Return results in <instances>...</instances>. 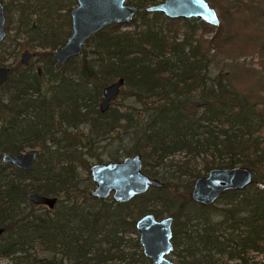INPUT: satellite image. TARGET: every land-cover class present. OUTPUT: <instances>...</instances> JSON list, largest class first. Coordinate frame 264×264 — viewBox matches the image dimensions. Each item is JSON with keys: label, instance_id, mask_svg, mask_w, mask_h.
I'll return each mask as SVG.
<instances>
[{"label": "trees", "instance_id": "1", "mask_svg": "<svg viewBox=\"0 0 264 264\" xmlns=\"http://www.w3.org/2000/svg\"><path fill=\"white\" fill-rule=\"evenodd\" d=\"M4 1L6 30L14 38L5 37L1 54L25 48L38 59L9 67L0 86L3 264H152L138 239L128 235L145 213L173 217L171 254L177 264H258L255 254L264 256V98L257 95L264 81L246 63L218 72L212 66L215 39L228 46L248 22L220 37V26L140 10L132 28L107 25L60 67L51 52L71 32L74 0H6L15 15ZM236 7L237 14L252 15L250 8ZM255 9L264 18V10ZM253 37H241L239 54L257 45L264 50V42L256 44ZM4 61L0 57V65ZM119 77L120 95L137 106L110 105L100 112L103 87ZM32 148L38 155L30 171L1 160L3 153ZM105 153L109 161L139 153L143 172L164 187L126 203L90 196L93 184L82 171L92 159L102 162ZM234 166L254 174L248 187L224 192L214 205L191 199L197 177ZM182 177L188 181L173 183ZM29 192L56 196L59 204L53 211L36 205L26 198Z\"/></svg>", "mask_w": 264, "mask_h": 264}, {"label": "water", "instance_id": "2", "mask_svg": "<svg viewBox=\"0 0 264 264\" xmlns=\"http://www.w3.org/2000/svg\"><path fill=\"white\" fill-rule=\"evenodd\" d=\"M130 1L75 0L76 5L69 12L71 33L51 52L57 65L64 66L68 59L80 55L85 41L107 25L113 23L128 25L138 10L136 6L128 3ZM142 10L145 13H161L171 19L193 18L216 27L220 24L216 10L206 0H163L147 5ZM5 37V14L0 0V45ZM20 56V62L28 65L30 59L35 56V52L25 49ZM9 73V67L0 66V86L7 81ZM123 85L124 79L119 77L103 87L99 102L100 112L108 110ZM37 155L38 150L32 148L18 154L3 153L1 160L30 171ZM142 164L139 153L125 156L117 161L90 164L88 172L94 183L90 196L98 199L111 197L116 202L125 203L150 189H162L164 182L143 172ZM253 178L254 174L247 167H215L206 175L199 176L193 181L190 197L202 206L211 205L225 191H242L252 183ZM26 198L48 209H53L57 203L56 196H45L33 192L27 193ZM135 228L142 252L152 264H177L168 258L173 251L171 216L157 219L152 213H145L136 220ZM4 230L0 227V236Z\"/></svg>", "mask_w": 264, "mask_h": 264}, {"label": "rangeland", "instance_id": "3", "mask_svg": "<svg viewBox=\"0 0 264 264\" xmlns=\"http://www.w3.org/2000/svg\"><path fill=\"white\" fill-rule=\"evenodd\" d=\"M138 1L139 0H132L133 3H138ZM206 1L209 3V5L211 7H213L216 10L217 15L219 17V20H220L219 26L221 28L220 37L228 36L231 34L232 30H235L237 27H241L242 26L241 21H247L248 22V26H244L242 28V31L238 34L237 38L235 37L234 41L231 44H229L228 46L221 45L220 44L221 42L219 43L218 42L219 40L217 38L215 39V42L218 43L216 50L214 51V49H212V51L215 52V54H216V57L213 59V62H212V66H213V69L215 70V72L216 71L217 72L218 71H226L227 69H229V66L233 65V62L246 63L247 67H252L253 69H255L257 71V74H258L257 76L259 77V82L263 83V81H264V50H262L257 45L255 47H258V48H256V50L254 52L247 53L246 51H244V53L239 54L238 48H240V44H241V41L243 39L241 37L247 36L250 34H252V36H254L253 38L255 39L254 42L256 44H261L264 42V25H263L264 18H262L260 16L258 9H255V7H258L262 11V10H264V5H260L256 1L255 2H251V1L246 2V0H238V1L242 2L241 5H233L235 3V0H232L233 4L229 3V0H226L228 2H226L224 0H206ZM4 2L8 3V2H6V0ZM74 4H75V1H74ZM74 4L72 5V7L74 6ZM8 5H10V4L8 3ZM236 6H241L243 8V10L250 8V12L253 16L247 14L249 11H246V10L243 11V14H237V7ZM10 7L12 9L11 11H12L13 15H15L13 5H10ZM140 10H142V8L139 9L138 11H140ZM136 15H137V13H135L134 17ZM148 15H151V14H148ZM5 27H6L5 29H7L6 25H5ZM127 28L128 29L132 28V26L131 25L126 26V27L122 26V30L127 29ZM215 32H216L215 29H213L212 32H205L202 37L212 36ZM6 38L7 39L14 38L13 33L9 34L6 30ZM8 43H9V41H8ZM13 46H14V43L9 48V50H12L16 47L15 46L13 48ZM23 50H25V48L20 49L19 51L16 50L15 52H13V53H17L15 57L12 56V55H14L12 52H11V54H7V53L1 54V52H0V57L5 59V61L3 62L4 65H0V66H8L10 68L11 67L15 68L17 66V64L23 65L20 62V57H21L20 55H21V52ZM27 50H29V49H27ZM0 51H1V48H0ZM29 51H33V50H29ZM6 52H9V51H6ZM36 58H37V56L35 55L33 58L30 59L29 63L34 65V63L38 59V58L37 59ZM23 66H26V65H23ZM122 89H123V86H122L121 90ZM121 90H120L118 96L115 98V100H113V102L111 103V107H118L121 110H124L126 108V105L128 107V104H134V106L136 107L137 102L134 100V98L123 97L122 95H120ZM259 97L264 98V88L262 90L258 91L257 99H259ZM99 102H100V100H99ZM99 102H98V109H99ZM82 129H84V127H82ZM103 143H104V141L101 142V144H103ZM113 145H114V143H113ZM28 150H30V149H28ZM28 150H26V151H28ZM101 159H102V162H108L109 161V155H107L106 153L102 154ZM121 159H122V157H121ZM94 162H97V161L92 159L90 163L92 164ZM82 174L83 175H89V172L88 171L86 172L83 170ZM181 179L182 180L174 178L173 183L180 186L182 183H185V181H188L187 177L184 178L185 181L183 180V177ZM180 188L182 189V187H180ZM247 192H245V194L248 196ZM218 201L221 202V199H218ZM58 204H59L58 202L55 204L52 211L57 208ZM39 211H40V209H39ZM163 216L167 217L166 214L164 213L162 215H158L157 218L159 219V218H162ZM252 254H255V252H253ZM255 256L260 261L258 264H261V263L263 264L264 256L259 255L258 253H256ZM170 257L172 260H174V256H170ZM3 263H6V261L0 260V264H3Z\"/></svg>", "mask_w": 264, "mask_h": 264}, {"label": "flooded vegetation", "instance_id": "4", "mask_svg": "<svg viewBox=\"0 0 264 264\" xmlns=\"http://www.w3.org/2000/svg\"><path fill=\"white\" fill-rule=\"evenodd\" d=\"M74 1H75V0H74ZM128 3H129V4H132V5H134V6H136V7L138 8V10L141 9V8H139V5H137L138 3H133L132 0H131L130 2H128ZM75 5H76V2H75V4H74V6H75ZM138 10L136 11V13L138 12ZM69 17H70V16H69ZM70 28H71V27H70ZM89 178H90V177H89ZM91 182H92V181H91ZM92 184H93V186H92V189H93V187H94V183L92 182ZM105 199H106V198H105ZM109 199H111V198H109ZM168 216H169V215H168ZM171 217H172V216H171ZM173 220H174V219H173V217H172V224H173ZM135 230H136V228H135ZM128 235H129L130 237L133 236L132 238H135V239L137 238V239H138V232H137V230H136L135 232H134L133 230H130L129 233H128ZM171 244H172V247H173L172 250L174 251V244H173V229H172ZM140 246H141V245H140ZM141 249H142V247H141ZM173 251H172V252H173ZM172 252H171V253H172ZM171 253L168 255L169 257L167 256L170 260H172L171 257H170V256H172ZM143 255H144V254H143ZM172 261H175V259L172 260ZM175 263H176V262H175Z\"/></svg>", "mask_w": 264, "mask_h": 264}, {"label": "bare ground", "instance_id": "5", "mask_svg": "<svg viewBox=\"0 0 264 264\" xmlns=\"http://www.w3.org/2000/svg\"><path fill=\"white\" fill-rule=\"evenodd\" d=\"M6 30V29H5ZM111 105V104H110ZM149 191V190H148ZM230 191H232V190H230ZM226 192V191H225ZM224 193V192H223ZM223 193H221V194H223ZM221 194H220V196H221ZM220 196L218 197V199L220 198ZM136 197V196H135ZM218 199L213 203V204H211V205H214L217 201H218ZM132 200V199H131ZM116 202V201H115ZM129 202V201H128ZM117 203H119V202H117ZM126 203V202H125ZM198 204V203H197ZM207 206H209V205H207ZM147 258V257H146Z\"/></svg>", "mask_w": 264, "mask_h": 264}]
</instances>
